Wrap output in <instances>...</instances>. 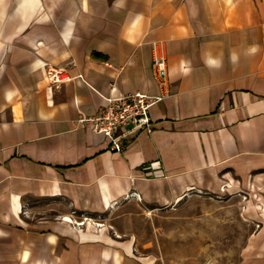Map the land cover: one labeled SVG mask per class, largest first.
<instances>
[{"label":"crops","instance_id":"1","mask_svg":"<svg viewBox=\"0 0 264 264\" xmlns=\"http://www.w3.org/2000/svg\"><path fill=\"white\" fill-rule=\"evenodd\" d=\"M154 42L171 97L117 153L76 120L156 96ZM230 184L264 222V0H0V264H194L136 241L142 209Z\"/></svg>","mask_w":264,"mask_h":264},{"label":"rangeland","instance_id":"2","mask_svg":"<svg viewBox=\"0 0 264 264\" xmlns=\"http://www.w3.org/2000/svg\"><path fill=\"white\" fill-rule=\"evenodd\" d=\"M231 187L219 196L184 200L176 208L142 209L136 241L164 243L168 255L194 264H264V222L253 214L256 199L249 189ZM105 221L96 224L103 227Z\"/></svg>","mask_w":264,"mask_h":264},{"label":"built area","instance_id":"3","mask_svg":"<svg viewBox=\"0 0 264 264\" xmlns=\"http://www.w3.org/2000/svg\"><path fill=\"white\" fill-rule=\"evenodd\" d=\"M151 56V71L158 89L156 96L134 93L107 97L105 104L95 116L80 117L76 120L79 127L86 128L108 139L111 148L117 153L122 152L124 143L136 134L142 131L152 132L151 108L171 97L167 54L162 42L152 44ZM48 79L53 84H60L68 82L72 78L65 71L59 70L50 71ZM124 127H128V129L123 130ZM146 171L147 176L157 177L156 169L150 168Z\"/></svg>","mask_w":264,"mask_h":264},{"label":"bare ground","instance_id":"4","mask_svg":"<svg viewBox=\"0 0 264 264\" xmlns=\"http://www.w3.org/2000/svg\"><path fill=\"white\" fill-rule=\"evenodd\" d=\"M68 220V219H67ZM69 221V220H68Z\"/></svg>","mask_w":264,"mask_h":264}]
</instances>
